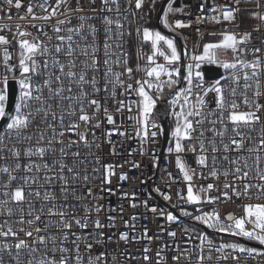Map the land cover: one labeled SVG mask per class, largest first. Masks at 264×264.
I'll return each mask as SVG.
<instances>
[{
    "label": "snow or ice",
    "instance_id": "1",
    "mask_svg": "<svg viewBox=\"0 0 264 264\" xmlns=\"http://www.w3.org/2000/svg\"><path fill=\"white\" fill-rule=\"evenodd\" d=\"M5 2L10 8L19 10L25 7L23 0H5ZM234 2L239 4L240 0ZM144 4L145 0H135L137 10H141ZM151 4L154 6L156 0H151ZM174 4L176 0H167L159 22L169 32L191 27L190 22L179 19L170 21V17L184 12V8L174 7ZM96 5L97 0H75V5L73 0H52L51 3L49 0H29L25 13L19 18L29 22L55 20L51 25V31L55 36L49 35L42 24H31V27L37 28V35L21 30L17 25L16 34L22 38L18 41L20 49L18 64H10L12 56L6 48L4 50L2 61L4 74L0 75V121L4 122L5 135L8 139H12L14 134L15 143L9 147L4 143V139L0 138V161H4L0 164V175L6 177V182L0 183V188L3 189L0 195L4 197L0 199V208L3 209L0 215L6 214L8 217L16 215L19 219L14 223H10L8 219L0 222V237L13 240L12 244L5 243L0 246V251L11 252L14 248L15 264H105L103 253L92 255L91 243L85 245V250L88 252L85 260L78 243L82 237L72 231L74 226L87 229L88 221L86 217L78 218L76 205L71 201H82L87 196H93L91 188H87L86 195L77 194L76 183L82 180L86 186L91 178L86 170L81 171V167L86 163L81 159V152L73 149L80 143L88 144L87 136L90 128L101 126V113L107 124H116L114 115L107 106V95L104 104L95 96L103 90L106 94H110L117 105L116 112H123L126 107L131 112L130 104H126L125 100L116 99L117 88L122 89L119 93L121 96L135 93L139 97L135 102L138 106L136 121L139 126L136 135L142 141H146L149 138L155 139L158 134H165V130L153 119L154 110L161 96H154L151 92L155 90L162 94L165 87L168 89L177 87L182 80L186 81L187 86L178 89L170 101L173 106L181 100L183 103L179 111H176L175 107L171 110V115L175 118V127L171 130L172 139L167 149L169 155H174L176 168L186 182V196L180 195V199L186 204L198 206L205 203L214 204L221 198L224 201L234 198L241 201L239 207L242 212L240 215L228 213L223 218L216 209L196 216L181 209V214L193 217L213 231L241 237L264 246V167L261 166L264 164V156L261 155L264 152V103L259 102L264 96V82H262L264 56L260 55L262 49L259 47L251 49L255 57L252 61L242 59L241 56L245 55L248 49L242 48L241 45L249 42L251 34L244 33L238 36L226 32L220 42L205 43L201 54L192 55L193 63L183 65L182 54L188 56L186 44L185 50L181 53L174 38L162 34L159 30L140 25L136 28V37L141 45L150 44L151 54L138 55L137 60L146 59L147 66L143 71L147 78L136 79L134 72L141 71L139 63L137 62L133 68L129 65L127 54L118 51L123 49L126 35L131 36L130 32L127 34L124 32V26L119 18L114 20L104 15L99 26L89 23L94 19L87 14L89 10L112 12L111 6L115 5V10L119 13L118 0H100L101 7L97 8ZM259 6L264 8V4ZM35 7L41 8L45 14L36 15ZM212 10L217 11L215 7ZM220 12L219 16L198 17L196 23H204L207 20L220 24L222 21L232 23L236 20V10L222 8ZM253 15L256 19L264 21V15L259 13ZM60 16L64 18L59 19ZM74 17L78 21L75 25H73ZM8 18L11 19V16ZM140 19L143 20L144 17L141 16ZM101 32L103 42L98 44V36ZM177 34L186 40L182 34ZM41 36L47 38L48 42L54 38L57 43L49 48L41 40ZM26 37H31V40ZM74 37H79L80 40ZM10 43L7 37L0 35V46H7ZM114 47L115 51L112 50ZM219 52H230L233 62L221 60ZM38 56L50 57V59L38 62ZM157 57H162L165 63H157ZM204 64L234 71L231 75L221 77L205 87V77L201 71ZM50 65L55 71L42 83L35 82L33 77L42 75L41 68L47 70ZM101 65L104 66L102 86L97 76L101 72ZM114 66L121 67L123 71H115ZM182 67L186 70V75L183 77ZM238 68L250 69V71L241 74L240 71H236ZM15 72L19 73V79L15 75L11 77L8 75ZM133 79H135V87L128 82ZM194 80L196 87L203 92V96L197 95L196 103L192 104L190 99ZM221 80L230 81L227 92ZM241 80L244 82L242 86ZM10 81L15 82V88ZM241 88L239 98L244 105L243 109L241 103L237 102V91ZM210 93L214 94L215 108L205 112L208 104L204 97ZM56 109H60L59 116ZM66 116L69 121L67 124ZM209 116H214L215 119L209 120ZM205 122L211 127L205 129ZM258 125H262L259 142L255 146H248L246 139H252L249 133ZM149 128L158 131L150 133ZM206 132H210L211 136H206ZM92 135L95 136V133L93 132ZM119 135L124 136L125 133L119 132ZM245 151L254 155L243 159L241 156L227 155ZM189 152L195 154L196 164L201 169L200 176L203 177V170L207 169L208 175L214 179L222 175L225 180L229 176L233 177V180L223 183L222 189L212 183L194 189L192 182L193 177L197 175V169L191 167L182 155ZM69 153L72 157L71 165L68 162ZM249 160H252L254 174H250L248 170ZM224 161L233 167L221 172L217 164ZM96 163L99 164V158ZM101 167L104 168L102 181L110 183L109 177L114 174L113 165H101ZM20 173L23 175H19ZM121 179L126 180L127 176H121ZM251 179L259 183L253 184ZM213 190L220 195L215 197L205 195ZM156 191L160 190L156 189ZM93 198L97 199L95 196ZM164 199L170 200L171 197L165 194ZM253 200L255 202H252ZM36 202H39V207ZM10 204L14 207L9 206ZM25 204L28 205L27 211L23 208ZM132 207L136 205L133 204ZM145 207H148L146 203ZM83 208L85 213L90 214L92 211L87 205H83ZM100 210L99 205L95 206L97 213ZM150 211L155 213L157 208L153 207ZM196 211L200 212L201 209L196 208ZM161 214L163 215V212ZM166 219L175 222L177 217L169 212ZM94 224L97 229L104 227L99 219H96ZM184 231L188 232V229ZM98 235L102 237L103 234L98 233ZM169 235L175 237L176 233L169 232ZM70 236L75 237L72 240L73 247L66 246ZM196 238L201 241L197 264H206V262L210 264L213 260V251L220 254L216 257L217 260L224 261L229 258L236 261L240 259L238 255L232 253L264 256V251L236 242L221 243L214 248L213 241L208 239L207 234H198ZM119 239L127 242L129 237L122 234ZM228 249L231 252L226 253L225 250ZM148 251L146 247L144 252ZM22 254H27L28 258L21 260ZM182 256L185 259L189 258L181 253L175 259L179 261ZM144 259L148 260L149 256L145 255ZM0 264H3L2 259Z\"/></svg>",
    "mask_w": 264,
    "mask_h": 264
},
{
    "label": "built area",
    "instance_id": "2",
    "mask_svg": "<svg viewBox=\"0 0 264 264\" xmlns=\"http://www.w3.org/2000/svg\"><path fill=\"white\" fill-rule=\"evenodd\" d=\"M165 0H156V4L153 6L151 0H145L144 7L141 10L135 8V0H118L120 5L119 13L115 10V5H112V12H91L88 11V15L94 17L93 20L89 21L90 24H96L99 26L101 17L108 15L114 20L119 18L120 22L123 24L124 32L131 33V36L125 37L124 47L118 51H123L127 54L129 60V65L131 66V56H132V42L134 43L136 64L139 63L141 67L140 72H134V77L136 79L147 78L143 69L147 66L146 59L137 60L140 54H151L150 44L141 45L140 40L136 37V28L140 25H145L151 29H156L161 31L156 24L151 25L153 15L156 11V5L158 3H163ZM29 0H23L25 7L21 9H15L14 7H9L5 0H0V35L7 37L11 43L7 46H0V75L4 74V69L2 66L3 53L5 48L12 56L10 64H18L19 58V43L18 41L22 39L16 34V26L19 25L21 30H27L32 32L34 35L38 34L37 28L31 27V24L44 25L45 30L49 32V35L55 36L51 31V25L55 23L52 21H31L21 20L19 17L25 13V9ZM51 3L52 0H49ZM264 4V0H240L239 4H236L234 0H176L174 7L184 8L183 13H177L174 17H170V21L179 19L181 21L190 22L191 27L179 29L174 32H170L173 35L180 37L182 44L188 53L187 57L181 56V63L187 65L188 63H193L191 56L194 54H201L203 50V45L209 42H220L223 39V34L235 33L238 36L244 33H250L251 38L246 45H241L242 48L248 49L247 53L241 56L242 59L247 61H252L255 57L251 51L254 47H259L262 49L260 55L264 56V21L256 19L253 15L254 13H259L264 15V8L259 5ZM73 5H75V0H73ZM97 8H100V0H97ZM213 7L217 11H213ZM230 8L236 10V20L232 23L222 21L220 24L215 22H208L205 20L204 23H196L198 17H212L221 15L220 9ZM36 15H44L45 13L39 7L34 8ZM135 13V15H133ZM11 16V19L8 17ZM143 16L144 19L141 20L140 17ZM60 16L59 19H63ZM78 21L73 18V25L77 24ZM114 28V26H113ZM10 29V30H9ZM165 29V28H164ZM199 29V31H197ZM256 29H259L257 31ZM169 32L167 29H165ZM162 32V31H161ZM182 34L185 39L181 38ZM162 34H165L162 32ZM166 35V34H165ZM168 36V35H167ZM170 37V36H169ZM31 40V37H26ZM173 38V37H171ZM76 40H80L79 37H74ZM41 40L52 48L57 41L53 38L51 42L47 41V38L41 36ZM176 41V40H175ZM98 44L103 42V33L101 32L98 36ZM82 43V41H81ZM177 43V41H176ZM177 48L179 51V45L177 43ZM112 50H116L115 47ZM182 53V52H181ZM102 55V53H101ZM219 58L228 62H233V56L229 53L219 52ZM44 59H50V57H37L38 62H42ZM157 63L164 64L165 61L162 57H157ZM135 64V66H136ZM216 67L215 65L204 64L201 71L204 73V85L208 87L211 83L215 82L221 77H226L231 75L234 70H224L221 69V74L219 77L208 78L206 76V68ZM104 66L101 65V72L97 74L98 79H100L101 86L104 84L102 77ZM114 70L117 72L123 71L119 66H114ZM55 71L51 65L49 69L44 70L41 68L42 75L34 76L33 79L37 83H42L44 79H47L49 75ZM241 74L244 71H250V69H237ZM11 77L13 73H8ZM182 77L186 75L185 68H181ZM19 79V74L16 76ZM126 78V77H125ZM162 79H167V77H162ZM11 82V81H10ZM135 87V79L128 81ZM264 82V78H262ZM224 84L226 92L228 91L230 81L221 80ZM243 80H241V86L243 85ZM55 86V84L53 85ZM186 81H181L180 85L172 89L165 87L164 92L158 93L155 90L151 92L152 95H160L161 99L157 103V108L154 110L153 119L159 124L164 130V123L169 120L170 125V135L167 144L165 145V134L157 135L155 139L149 138L146 141H142L136 132L139 128L137 125L136 117L138 116L137 104L135 103L139 97L135 94H125L123 96L119 95L122 89L117 88V100H125L126 104H130L132 111L129 112L127 107L123 112H116L115 109L117 105L111 99L110 94H106L103 90L95 96L96 99L100 100L102 104L105 102V97L107 95V106L109 110L114 115L116 120L115 125L107 124L103 117V113L100 114L101 126L99 128H90L88 132V144L84 143L78 144L75 149L81 152V159L85 160L86 163L81 167V171L86 170L87 175L91 178L88 184L85 186L83 181H78L76 183L77 194L84 193L86 195L87 188H91L93 196L97 197L94 199L93 196H87L85 200L75 201L72 200L71 203L76 205V214L78 218L86 217L88 221L87 229H80L79 227H73L72 231L77 233L82 237L78 241L81 247V254L84 256L85 260L88 257V252L85 250V245L91 243L92 255H98L103 253L105 256V264H197V254L199 253V245L201 241L197 239L198 234H207L208 239L213 241V247H218L221 243L236 242L242 244L246 247H256L260 251H264V246H260L254 241H249L241 237H234L231 235L223 234L208 229L204 224L199 222L190 216H183L181 214V209L192 212L193 216L201 215L203 212H211L216 209L220 212L222 218L228 213H234L240 215L242 210L239 207L241 201L233 200L224 201L221 198L214 204H202L198 206L186 204L180 199V195L186 196V182H184L182 174L175 165L174 155H169L167 152L169 141L171 138V130L175 127V118L171 115V110L175 107L176 111L180 110V105L183 103L181 100L178 104L173 106L170 101L173 98V94L180 88L186 87ZM111 87V86H109ZM75 91V87L73 88ZM241 89L237 91V102L241 103V108H244L242 101L240 100ZM90 91V90H89ZM45 94L46 90H45ZM68 95V93H65ZM203 96L201 89L196 87V82L194 80L192 85V95L190 103H196V96ZM251 95V90H250ZM231 99V97H229ZM208 107L205 108V112H208L215 108L214 94L210 93L207 97H204ZM259 102L264 103V96L259 99ZM55 107V105H54ZM57 115L60 114V109H56ZM91 114V110H89ZM39 119V118H37ZM209 120L215 119L214 116H209ZM68 118L66 116L65 123L67 124ZM43 127V125H41ZM211 127L210 124L205 122L204 128L207 129ZM262 125H258L254 131H251L249 135L251 140L246 139V144L248 146H255L258 144L260 139V128ZM148 131L156 132L155 128H149ZM95 133V136L92 133ZM119 132H124L125 135H119ZM112 133V135H108ZM70 135V134H69ZM142 135V133H141ZM206 136H211L210 132H206ZM0 138L4 139V143L11 147L15 143V138L13 134L12 139H8L5 135V126L0 131ZM35 140V137H34ZM111 140V143H109ZM94 141V143H93ZM99 145V147H96ZM27 146V145H25ZM198 147V146H197ZM71 151V150H70ZM186 162L193 168L197 169V175L193 177V186L199 188L201 186H206L208 183L216 185L218 188H223V183L233 180V177L229 176L227 180L221 175L218 179H214L208 175V170L204 169V176H200L199 173L201 169L196 164L195 154L185 153L182 154ZM219 155V154H218ZM231 157L241 156L244 157L252 156L254 154L244 152V153H228ZM264 156V152L261 153ZM97 158H99V164L96 163ZM72 157L69 153L68 162L71 165ZM4 161H0L3 164ZM113 165L114 174L109 177L110 183H104L102 177L104 175V168L101 165ZM139 165V167H136ZM250 174H254V168L252 167V160H249ZM264 167V164L261 165ZM217 167L222 172L225 169H230L233 166L227 161L218 163ZM96 169V171H93ZM15 174V173H14ZM171 174V176L169 175ZM19 175H23L20 173ZM121 176H127L126 180H122ZM251 178V176H250ZM6 182V177L0 175V183ZM253 184L259 183L255 179H251ZM239 183V182H238ZM159 189L160 191H156ZM32 191L34 189H28ZM58 193V185L56 188ZM3 189L0 188V193ZM169 195L170 200H165L164 195ZM205 195H211L213 197L220 195L219 192L213 190L211 193ZM0 199H4L0 195ZM62 200V197L60 198ZM247 202V201H245ZM252 202H255L253 200ZM37 207H39V202ZM145 203L148 207H145ZM135 204L136 207H132ZM83 205L91 208L90 214L85 213ZM99 205L101 210L99 213L95 211V206ZM14 207L13 205H9ZM157 208V212L150 211L151 208ZM25 211H27L28 205H23ZM196 208H200L201 211L197 212ZM0 211H3L0 208ZM163 212V215L161 214ZM171 212L177 217L175 222H169L166 219L167 213ZM8 219L10 223H14L19 219L18 216L14 215L8 217L6 214L0 215V222ZM99 219L101 224L104 225L103 228H95L94 221ZM226 222V221H225ZM115 225L114 227L112 225ZM15 226V225H14ZM184 229H188L185 232ZM169 232H175L176 236L172 237ZM102 233V237L98 235ZM122 234H126L129 237L127 242L122 241L119 237ZM191 237V239H190ZM223 237H229V239H222ZM75 237H69V241L66 246L73 247L72 240ZM236 239V240H234ZM8 243L12 244V238L0 237V246ZM148 248L147 253L144 252L145 248ZM187 250V251H185ZM226 253L231 252L230 249L225 250ZM159 253V255H157ZM184 253V256L189 257L185 259L183 256L179 261L175 257L180 256ZM149 256L148 260L144 259V256ZM220 255L213 251V260L210 264H264V256H248L247 254L232 253V255H238L240 259L238 261L232 260H217L216 257ZM15 249L13 248L11 252L0 251V259L3 260V264H15ZM27 254H22L20 259H27ZM208 264V262H206Z\"/></svg>",
    "mask_w": 264,
    "mask_h": 264
},
{
    "label": "water",
    "instance_id": "3",
    "mask_svg": "<svg viewBox=\"0 0 264 264\" xmlns=\"http://www.w3.org/2000/svg\"><path fill=\"white\" fill-rule=\"evenodd\" d=\"M166 3H167V0H165L162 4H161V7L159 9V12H158V15H157V26L158 28L163 32L165 33L166 35L170 36V37H173L178 45H179V48L181 50V52L183 53V51L185 50L183 44H182V41L180 39V37L176 36V35H173L171 34L170 32H167L163 25L159 22L160 21V18L162 17L163 15V11L165 10V7H166ZM183 55V54H182ZM185 57V56H183ZM206 76L208 78H214V77H219L220 74H221V69L220 68H215V67H208L206 68ZM19 73L18 72H15L13 73V75L17 76ZM12 84V87L15 88L16 85H15V82L14 81H11L10 82ZM4 122L0 121V131L2 130V128L4 127ZM164 126H165V137H164V140H165V145L167 144L168 142V139H169V135H170V125H169V120H166L165 123H164ZM206 231L209 232V230L206 228ZM223 235V234H221Z\"/></svg>",
    "mask_w": 264,
    "mask_h": 264
},
{
    "label": "trees",
    "instance_id": "4",
    "mask_svg": "<svg viewBox=\"0 0 264 264\" xmlns=\"http://www.w3.org/2000/svg\"><path fill=\"white\" fill-rule=\"evenodd\" d=\"M160 7H161V3H158L156 5V11H155V13L153 15V18H152V21H151V25H155L156 24V19H157V15H158ZM131 48H132L131 66L133 68H135L136 56H135V49H134V43L133 42H132ZM222 239H229V237H223ZM234 240H236V239H234Z\"/></svg>",
    "mask_w": 264,
    "mask_h": 264
}]
</instances>
